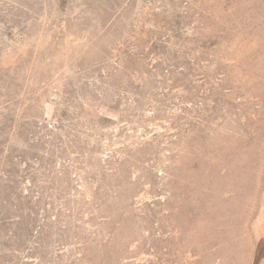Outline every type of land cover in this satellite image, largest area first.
Instances as JSON below:
<instances>
[{
  "label": "rangeland",
  "instance_id": "374dc122",
  "mask_svg": "<svg viewBox=\"0 0 264 264\" xmlns=\"http://www.w3.org/2000/svg\"><path fill=\"white\" fill-rule=\"evenodd\" d=\"M0 264H264V0H0Z\"/></svg>",
  "mask_w": 264,
  "mask_h": 264
}]
</instances>
